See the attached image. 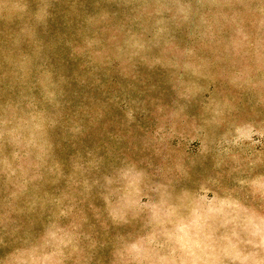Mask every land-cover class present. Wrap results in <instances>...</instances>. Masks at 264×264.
Returning a JSON list of instances; mask_svg holds the SVG:
<instances>
[{"label": "rangeland", "instance_id": "374dc122", "mask_svg": "<svg viewBox=\"0 0 264 264\" xmlns=\"http://www.w3.org/2000/svg\"><path fill=\"white\" fill-rule=\"evenodd\" d=\"M0 264H264V0H0Z\"/></svg>", "mask_w": 264, "mask_h": 264}]
</instances>
